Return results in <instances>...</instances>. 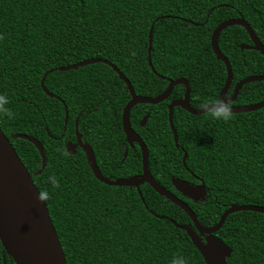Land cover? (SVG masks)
Here are the masks:
<instances>
[{"label": "trees", "instance_id": "16d2710c", "mask_svg": "<svg viewBox=\"0 0 264 264\" xmlns=\"http://www.w3.org/2000/svg\"><path fill=\"white\" fill-rule=\"evenodd\" d=\"M229 19L245 20L264 46V0H0V95L7 97L11 112L10 117L0 113V129L39 193L49 192L43 201L67 264H170L175 257L186 264L204 262L185 232L168 222L193 229L183 210L147 184L138 188L143 205L135 188L99 183L79 148L73 155L65 151L67 143H75L77 121L81 141L92 149L103 177L113 181L141 175L139 147L127 145L121 126L130 100L125 84L100 63L57 69L102 59L117 67L136 95L149 98L183 78L190 85V106L201 109L203 102L217 100L224 86L225 67L213 54L210 38ZM217 45L232 70L225 97L240 80L264 76V57L241 50L251 46L243 28H225ZM49 71L43 84L54 98L40 87ZM184 92L177 85L167 100L136 104L130 111V126L148 151L152 179L186 203L205 228L215 226L230 206L264 208V108L219 121L175 107L176 148L167 107ZM263 100L264 82H254L244 85L230 106ZM14 135L41 144L46 166L40 175L38 151L27 141L12 140ZM49 175L59 187L46 183ZM172 178L203 183L204 199L183 197ZM215 236L232 251L227 264H264L263 214L232 213ZM0 264H13L1 244Z\"/></svg>", "mask_w": 264, "mask_h": 264}, {"label": "water", "instance_id": "95a60500", "mask_svg": "<svg viewBox=\"0 0 264 264\" xmlns=\"http://www.w3.org/2000/svg\"><path fill=\"white\" fill-rule=\"evenodd\" d=\"M239 26L248 34L251 46H241V50H251L260 53L264 57V46L256 37L250 25L243 19H229L221 22L212 32L210 38V47L216 59L223 63L226 71L224 86L218 94V99L225 97L230 88L232 81V70L228 60L219 51L217 40L220 32L227 27ZM152 29L150 27L148 33V63L150 64V50L152 44ZM104 64L108 66L118 78L125 84L129 93L130 100L125 105L121 114V126L125 137V141L130 148L134 144L139 147L141 154L142 172L140 176L129 177L125 179L108 180L102 176L95 162L92 149L88 144L82 143L80 135L77 131V121L75 122V143H67L65 151L69 155L75 153L79 148L85 155L86 161L93 177L101 184L109 187H127L135 188L137 194L144 205L143 198L139 191V186L147 184L159 196L170 201L181 210H183L191 220L193 229L189 226L176 224L173 220L168 222L175 228L185 232L194 248L198 251L204 264H227L226 259L231 255V249L225 245L215 234L221 229L226 217L235 212H254L264 215V208L257 206H230L225 210L219 218V221L212 228H205L198 224L197 219L186 203L168 192L157 184L151 177L148 170V151L142 139L134 132L130 126L129 114L133 106L136 104L157 105L167 100L174 87L183 85L185 88L182 99L170 101L168 110V123L172 133L173 142L176 148L177 134L173 127L172 116L173 109L179 107L192 116H200L208 113L201 109H193L189 104L190 85L183 78L170 81L167 89L159 96L149 98L138 96L128 81V79L117 69L116 66L102 59H90L80 63L62 67L57 69L59 72L76 70L77 68L93 65ZM46 73L40 83L43 92L49 97L54 98L44 87V79ZM254 82H264V76H249L236 83L232 89L231 95L228 97L230 104L236 99L239 90L246 84ZM264 108V100L254 105L244 107H231V114H245L254 112ZM65 118L64 126L67 123V111L64 106ZM148 119V115L141 120L140 126L143 127ZM12 140L20 139L32 144L38 151L41 158V168L36 173L40 175L46 166V159L41 144L32 137L27 135H14ZM127 151L124 153L126 158ZM186 154L183 155L182 164L185 167ZM171 184L176 192L191 200H203L205 196V186L203 183L194 186L185 181L175 178L171 179ZM38 189L30 178L26 168L18 158L10 140L6 138L0 129V244L5 253L10 257L13 264H67L64 253L62 251L58 236L52 225L48 210L43 200L37 199ZM163 219V217H160Z\"/></svg>", "mask_w": 264, "mask_h": 264}, {"label": "clouds", "instance_id": "9594fccd", "mask_svg": "<svg viewBox=\"0 0 264 264\" xmlns=\"http://www.w3.org/2000/svg\"><path fill=\"white\" fill-rule=\"evenodd\" d=\"M7 97L0 95V113L7 116H11V112L5 107L7 104ZM201 110L207 111L208 114L216 120L227 121L231 118V106L229 98L223 97L213 101H205L201 104ZM46 183L52 188L59 187L58 181L54 175H49L46 178ZM49 197V192L47 190L41 191L37 194L38 200H45ZM170 264H186L183 257H175L171 260Z\"/></svg>", "mask_w": 264, "mask_h": 264}, {"label": "rangeland", "instance_id": "374dc122", "mask_svg": "<svg viewBox=\"0 0 264 264\" xmlns=\"http://www.w3.org/2000/svg\"><path fill=\"white\" fill-rule=\"evenodd\" d=\"M128 145V144H127ZM126 151V150H125ZM125 153V152H124ZM123 159H124V156H123Z\"/></svg>", "mask_w": 264, "mask_h": 264}, {"label": "flooded vegetation", "instance_id": "af4514ba", "mask_svg": "<svg viewBox=\"0 0 264 264\" xmlns=\"http://www.w3.org/2000/svg\"><path fill=\"white\" fill-rule=\"evenodd\" d=\"M230 95H231V94H230ZM228 97H229V96H228ZM228 97H227V98H228Z\"/></svg>", "mask_w": 264, "mask_h": 264}]
</instances>
